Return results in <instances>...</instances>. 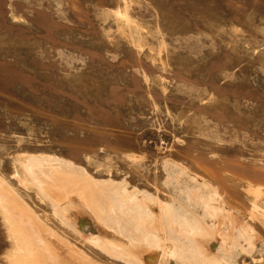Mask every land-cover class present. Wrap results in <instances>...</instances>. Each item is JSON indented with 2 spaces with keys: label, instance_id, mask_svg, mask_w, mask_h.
I'll list each match as a JSON object with an SVG mask.
<instances>
[{
  "label": "rangeland",
  "instance_id": "obj_1",
  "mask_svg": "<svg viewBox=\"0 0 264 264\" xmlns=\"http://www.w3.org/2000/svg\"><path fill=\"white\" fill-rule=\"evenodd\" d=\"M40 179L78 205L96 196L103 220L155 214L163 243L187 230L194 263L264 264V0H0V199L126 264L83 220L64 225ZM6 227L0 211V264ZM115 230L116 249L139 244Z\"/></svg>",
  "mask_w": 264,
  "mask_h": 264
},
{
  "label": "bare ground",
  "instance_id": "obj_2",
  "mask_svg": "<svg viewBox=\"0 0 264 264\" xmlns=\"http://www.w3.org/2000/svg\"><path fill=\"white\" fill-rule=\"evenodd\" d=\"M29 161L34 165H37L44 160L32 158ZM48 162H52V164L56 165V167L55 169H52V172L50 169H46L43 172L44 175H41L43 173H39L40 178L44 177L45 174H48V172H51V174L61 173L67 175L68 177L78 176L80 173L75 167L65 163L64 161H56L52 158H48ZM40 183L41 185H39V188L43 191L47 198H49L48 201L54 214L59 218V220L71 230L77 227L78 222L83 220L86 227L89 226L93 229L92 231L94 232L95 238H97L95 244H97L101 250L113 258L121 259L122 262L126 264H204L201 261L198 263H194L192 261L190 251L191 236L187 230H183L181 235H179L176 234L172 228L166 225L168 226V232L170 231V237H167L168 241L171 239H175L176 241L173 240V242L163 243L159 238H157L160 236H157L155 231L152 230L150 226L153 224L152 218L153 216L155 217V214L151 215L149 213L150 215H148L144 213H137L133 221L125 219L123 216L121 218L117 216L116 218V216L113 215L108 218L105 217L106 219L103 220L101 219L102 216L96 215L97 207L95 203H93L96 196H94V199L89 197L87 204H85L89 208L90 212H92V215L94 213V219L89 216L85 205H78L72 198L64 197L63 193L59 191L56 186L49 185L42 180ZM0 190H2L1 184ZM68 192L71 191L68 190ZM5 193L4 199H0V211L4 223L7 226L6 228L9 240L12 243L11 251L9 253L7 252L8 254L5 257L3 256L5 264H97L93 262L94 260L92 261L89 257H86L87 255H83L73 245L70 246L71 244L69 245L66 242H62L59 235L48 227L43 220L33 214L31 210L27 208V205L25 206L18 199L10 196L7 191H5ZM100 193V191H97V196L99 195L100 197ZM130 204L127 205L126 203H122L121 207L123 206V210L125 208L131 210V207L134 205L132 206ZM82 206H84V208ZM140 216H143V218H140ZM151 216L152 218L150 219L149 217ZM161 218H164L166 221L168 218V220H172L168 215L165 217L161 216ZM169 222L167 221L166 224ZM128 223H131L132 225L130 224L131 226L129 225V227ZM113 227L116 229V232L120 231L124 233L128 236L127 239L136 241L139 244H131L125 247L123 243H118L119 245L117 244V246L119 247L117 248L119 249H116L114 244L110 243V239H112V237L109 229ZM152 232H154L155 235H151ZM168 232L166 233L168 234ZM175 235L177 237L179 236L184 243H187L183 247H180L181 250L179 252L177 250L180 240L177 241L179 238H174ZM199 243L201 244V242ZM180 246H182L181 243ZM200 246L203 247V244Z\"/></svg>",
  "mask_w": 264,
  "mask_h": 264
}]
</instances>
